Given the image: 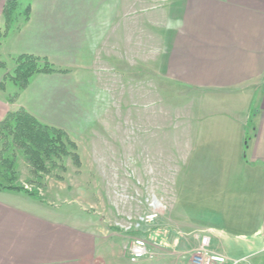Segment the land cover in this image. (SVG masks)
Segmentation results:
<instances>
[{
	"label": "crops",
	"instance_id": "crops-1",
	"mask_svg": "<svg viewBox=\"0 0 264 264\" xmlns=\"http://www.w3.org/2000/svg\"><path fill=\"white\" fill-rule=\"evenodd\" d=\"M135 1L30 0L28 19L0 41L4 64L0 82L20 55L45 58L58 71L34 75L13 99L4 85L0 122L7 113L23 109L40 124L66 132L79 152L90 126L93 104L87 95L91 86L105 90V82L107 88L110 80L114 86L115 79L131 77L135 67L148 71L147 0ZM4 4L0 0V29ZM165 15L166 21L155 24L160 33L150 59L156 62L155 75L207 95L204 109L236 103L239 111L234 116L246 115L233 121L238 148L230 152V165L236 162L237 167L232 164L225 176L220 171L219 177H211L218 173L203 167V159L198 163L201 166L190 163L187 177L179 176L174 183L187 190V198L175 195L173 201H196L198 195L203 196L200 201L219 196L226 201H255L240 203V211L253 213L255 209V217H243L238 223L248 232L245 225L255 224L251 235L247 234L253 239L228 246L227 234L209 225L212 251L228 257V252L240 249L243 256L234 259L248 261L264 251V0H170ZM253 106L255 127L250 135L243 127ZM220 114L230 115L228 111ZM192 137L196 149H204L203 139ZM91 153L101 154L94 149ZM178 166L175 173L180 175ZM30 198L25 193L0 191V201H8L0 202V264H132L125 257L131 238L120 236L115 243V234L89 215L93 205L63 201V209L61 204ZM74 204L78 208L73 209ZM221 220L234 226L228 219ZM187 248L171 247L166 253L172 254L173 261L134 264H188L191 251Z\"/></svg>",
	"mask_w": 264,
	"mask_h": 264
},
{
	"label": "rangeland",
	"instance_id": "rangeland-1",
	"mask_svg": "<svg viewBox=\"0 0 264 264\" xmlns=\"http://www.w3.org/2000/svg\"><path fill=\"white\" fill-rule=\"evenodd\" d=\"M17 1L16 26L28 19V16L25 19L24 11L29 7L30 0ZM118 1L115 0L116 4ZM169 3L170 0H147L148 71L145 73L135 67L131 77L115 79L114 86L110 80L107 88L108 83L105 82V90H100L95 84L91 86L92 93L90 91L87 97L93 109L88 115L90 126L85 133L87 140L79 141L80 156L76 150L81 161L79 167L75 166L71 157H54L46 163L49 173L36 175L28 166L22 151L12 144L9 137L5 139L6 142L0 141V159L12 162L8 170L0 167L1 183L8 184L12 180V183L37 193L40 199L51 201L55 206H63V201L71 200L93 205L88 210L89 215L95 221L99 218L101 227L115 234V243L120 241V236H127L125 238H131L130 241L141 239L147 243L151 258L143 259L146 262L173 261L172 254L166 252L172 251L171 247L180 246L188 247L191 258L199 247L201 237L210 239L209 225L227 234L228 246L253 239L247 234L255 225L253 222L246 224L248 232L242 231L241 224H238L242 223L243 217L246 220L255 217V209L253 213L242 212L240 203L255 201H226L220 200V196L214 201H200L203 197L200 195L196 201H173L175 195L187 198V190L179 189L177 183L175 187L174 183L179 176L181 179L187 177L190 163L201 166L198 163L203 159L206 161L205 164L202 160L203 167L218 173H212L211 177H219L220 171L225 176L226 169L232 164L237 167L236 162L230 165V152L238 148L233 121L245 119L246 115L234 116L239 111L236 103L235 106L225 103L204 109L207 95L161 80L155 75L156 62L150 61L157 49L155 37L160 35L155 30V24L166 21ZM156 9L160 11L158 16L155 14ZM14 68L15 61L4 75H12ZM4 85L9 97L18 93L9 81H5ZM227 111L230 115L222 117L220 113ZM248 112L250 119L243 129L251 135L255 127L254 106ZM194 135L203 139L201 145L204 149H196L198 145L192 137ZM69 139L76 144L74 139ZM93 149L101 154L93 156ZM204 152L207 156L203 155ZM177 165L181 168L180 175L175 173ZM30 199L38 201L32 197ZM72 208L78 206L74 204ZM151 214H156L152 222L141 221ZM221 219L234 222V226H226ZM209 250L212 251L210 240ZM255 250L258 248L255 247ZM243 254L242 250L234 249L227 253L226 258L239 261L234 258ZM125 257L128 260L126 250ZM174 257L183 259L182 255ZM254 261L264 264V251L255 253L248 261L242 260L239 264Z\"/></svg>",
	"mask_w": 264,
	"mask_h": 264
},
{
	"label": "trees",
	"instance_id": "trees-1",
	"mask_svg": "<svg viewBox=\"0 0 264 264\" xmlns=\"http://www.w3.org/2000/svg\"><path fill=\"white\" fill-rule=\"evenodd\" d=\"M17 0H5L3 7V28L0 29V41L7 33L14 29L15 18L18 10ZM29 14V7L24 11L25 19ZM0 68L4 64L0 62ZM57 72L45 58H38L31 55H20L15 58V68L12 75H4L0 82V89H3L5 81H9L18 91L26 88L29 80L34 75L50 74ZM17 92L11 98H16ZM10 138L12 144L22 151V154L36 175L48 174L46 163L52 158L71 157L75 166H80V158L76 153V144H74L67 134L60 129L40 124L35 118L20 109L16 112H9L0 122V141L6 142ZM0 167H12V162L7 159H0ZM0 191L25 193L29 197L41 200L37 193L30 192L23 187L12 183L0 182Z\"/></svg>",
	"mask_w": 264,
	"mask_h": 264
},
{
	"label": "built area",
	"instance_id": "built-area-1",
	"mask_svg": "<svg viewBox=\"0 0 264 264\" xmlns=\"http://www.w3.org/2000/svg\"><path fill=\"white\" fill-rule=\"evenodd\" d=\"M156 218V214L145 216L141 219L144 223H150ZM126 255L130 263L134 264L140 260L151 258L147 243L141 239H133L126 247ZM189 264H239L240 261H231L225 256L213 253L209 250L208 237H201L199 247L189 260Z\"/></svg>",
	"mask_w": 264,
	"mask_h": 264
}]
</instances>
